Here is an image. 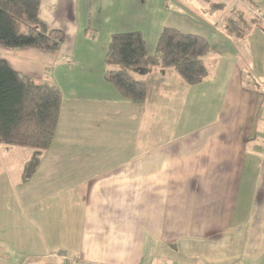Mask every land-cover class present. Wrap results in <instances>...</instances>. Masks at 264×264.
Masks as SVG:
<instances>
[{
  "label": "crops",
  "instance_id": "crops-1",
  "mask_svg": "<svg viewBox=\"0 0 264 264\" xmlns=\"http://www.w3.org/2000/svg\"><path fill=\"white\" fill-rule=\"evenodd\" d=\"M242 5L253 11L264 0ZM93 6L40 0L39 17L65 32V49L0 45L15 70L43 75L62 95L54 140L29 181L21 171L32 149L0 145V159L16 168L14 177L0 178L1 258L9 264L1 252L22 246L19 264H264V22L233 5L228 19L244 23L243 15L247 31L238 36L225 26L215 35L216 51L205 37L212 90L222 93L204 128L157 143L135 134L121 146V127L135 121L138 128L153 110L135 109L107 83L106 66H95L106 50L91 51L87 37L96 31L88 35L86 27L96 17L110 27L118 19L112 4L92 15ZM79 42L90 46L85 55ZM240 53L251 60L245 80L234 62ZM76 59L85 68H75ZM110 126L119 127L111 137ZM142 141L148 146L140 148Z\"/></svg>",
  "mask_w": 264,
  "mask_h": 264
},
{
  "label": "trees",
  "instance_id": "trees-1",
  "mask_svg": "<svg viewBox=\"0 0 264 264\" xmlns=\"http://www.w3.org/2000/svg\"><path fill=\"white\" fill-rule=\"evenodd\" d=\"M40 0H0V45L55 51L65 40V32L48 26L39 17ZM227 21L228 32L242 36L248 28L243 15ZM256 19V18H255ZM210 51L202 35L164 26L155 50L147 51L140 30L111 34L104 61V78L124 98L141 104L147 97L143 78L151 66L172 67L187 83L202 81L208 74L204 57ZM132 70L141 77L133 75ZM62 95L52 81L37 82L15 70L0 57V145L29 147L32 155L24 163L22 181L33 176L42 151L54 140Z\"/></svg>",
  "mask_w": 264,
  "mask_h": 264
},
{
  "label": "rangeland",
  "instance_id": "rangeland-1",
  "mask_svg": "<svg viewBox=\"0 0 264 264\" xmlns=\"http://www.w3.org/2000/svg\"><path fill=\"white\" fill-rule=\"evenodd\" d=\"M243 1L225 0L224 4L226 5L223 8H217L213 5L215 0H107L106 2L94 0L92 15L98 14L95 12L97 11L96 6L112 4L114 9L109 12L116 16V19H118L116 23L118 25L110 27L106 24V21L104 22L103 19L98 21L96 17V22L94 21L90 27H86L88 35H92V31H96V36L87 38L94 43L91 51L102 54L107 49L110 32L140 30L146 40L147 51L149 54H152L161 29L164 26H172L184 32L196 33L206 37L213 43L212 48L216 51V48H214L216 46L214 42L215 35L218 32L224 31L228 17L231 16L228 9L233 5L236 9H243L247 17L261 19L264 22V7L257 8L255 6L256 8L252 11L251 8L249 10L242 5ZM254 1L258 3L263 0ZM96 2H98V5H95ZM66 46L65 41L61 44V50L65 49ZM76 49L81 50L82 55H85L84 52L90 50V46L84 42H79ZM211 55L213 53L209 52L204 57L205 63L210 70V75L206 79L204 78L203 84L201 82L187 83L172 67L151 66L149 71H153V73L148 72L146 76L148 86L146 103L144 106L138 104L133 107H136L135 109L137 110V107H139L140 111H147V107H150V111L153 110V118L147 117L143 119L140 117L137 122H140L141 125L139 124L138 128L134 126L135 121L130 123L129 126L125 125L121 127V137L116 136L117 142L121 146L126 145L124 142L131 144V138H134V135L138 134L142 138H149L151 142L155 139V143H157L158 141H165L168 138H174L179 135L191 134L204 128L211 121L212 116H214L215 105L222 93V90L218 91L216 88L214 89L215 91L212 90L211 75L213 71L211 73ZM94 59H96L95 66L103 67L104 65L107 68L102 56L101 58L97 57ZM235 61L236 66L241 70L243 80H245L247 78L246 73L251 66V60H247L245 55L240 53L235 55ZM69 62L72 61L69 60ZM227 62L228 60H226V64L229 70V62ZM84 63L86 61L76 59L74 67L77 69L85 68ZM132 73L138 77L135 71L132 70ZM34 79L37 82L46 80L43 75H36ZM107 83L110 84L109 82ZM118 130V126H110L107 135L109 137L114 136ZM123 131L125 132L123 133ZM121 138L128 139L118 141ZM142 142L145 144L144 141ZM147 144L141 145L140 143V148L147 147ZM107 145L110 146L109 143ZM22 149H27L26 151L31 150L29 147H22ZM11 167L12 169L3 162V159H0V173H3L0 175V178H3L5 174H10L14 177L16 175V168L14 169V165H11ZM0 203L2 204V202ZM17 248L19 251H13L6 247L1 252L8 257L7 263L19 264L22 261V246ZM3 263L6 264V258H1L0 256V264Z\"/></svg>",
  "mask_w": 264,
  "mask_h": 264
}]
</instances>
